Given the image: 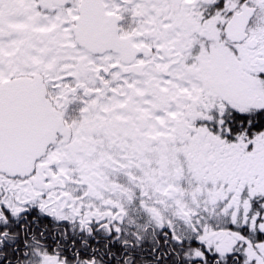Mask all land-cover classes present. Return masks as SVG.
I'll return each mask as SVG.
<instances>
[{
    "label": "snow or ice",
    "instance_id": "snow-or-ice-1",
    "mask_svg": "<svg viewBox=\"0 0 264 264\" xmlns=\"http://www.w3.org/2000/svg\"><path fill=\"white\" fill-rule=\"evenodd\" d=\"M0 264H264V0H0Z\"/></svg>",
    "mask_w": 264,
    "mask_h": 264
}]
</instances>
